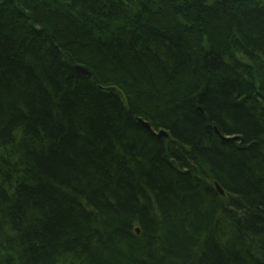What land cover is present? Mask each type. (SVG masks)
Instances as JSON below:
<instances>
[{
	"label": "trees",
	"instance_id": "obj_1",
	"mask_svg": "<svg viewBox=\"0 0 264 264\" xmlns=\"http://www.w3.org/2000/svg\"><path fill=\"white\" fill-rule=\"evenodd\" d=\"M0 264H264V0H0Z\"/></svg>",
	"mask_w": 264,
	"mask_h": 264
},
{
	"label": "water",
	"instance_id": "obj_2",
	"mask_svg": "<svg viewBox=\"0 0 264 264\" xmlns=\"http://www.w3.org/2000/svg\"><path fill=\"white\" fill-rule=\"evenodd\" d=\"M76 70L84 75H87V76H90V74L88 73L87 70H85L84 68H81V67H76ZM110 91H115L116 92V89L112 88V89H109ZM137 122L143 127L145 128L146 130L150 131V132H153L152 129L150 128L149 124H147L144 120L142 119H137ZM159 137H163L164 139H167L169 140L170 139V135L168 133H166L164 130H162L160 133H159ZM215 187L217 189V191L221 194V195H225L223 189L218 185V183H215ZM137 234L139 235L140 234V230L137 229L136 230Z\"/></svg>",
	"mask_w": 264,
	"mask_h": 264
},
{
	"label": "bare ground",
	"instance_id": "obj_3",
	"mask_svg": "<svg viewBox=\"0 0 264 264\" xmlns=\"http://www.w3.org/2000/svg\"><path fill=\"white\" fill-rule=\"evenodd\" d=\"M114 92V91H113ZM146 122V121H145ZM147 124H149V126H150V128L152 129V131L153 132H150V131H148L150 134H152L155 138H157V139H161V138H163V137H159V133L163 130V129H160V130H158V131H155L153 128H152V126H151V124L150 123H148V122H146ZM215 133L218 135V137H220L221 139H223V136L220 134V132H219V130L217 129V128H215Z\"/></svg>",
	"mask_w": 264,
	"mask_h": 264
},
{
	"label": "rangeland",
	"instance_id": "obj_4",
	"mask_svg": "<svg viewBox=\"0 0 264 264\" xmlns=\"http://www.w3.org/2000/svg\"><path fill=\"white\" fill-rule=\"evenodd\" d=\"M17 137V136H16ZM16 137H15V141H18L17 139H16ZM7 149H9V147H6ZM2 149H4V148H2Z\"/></svg>",
	"mask_w": 264,
	"mask_h": 264
}]
</instances>
